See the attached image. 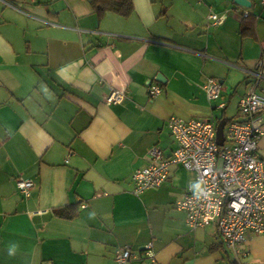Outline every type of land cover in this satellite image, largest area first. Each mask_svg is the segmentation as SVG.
<instances>
[{"label":"crops","instance_id":"obj_1","mask_svg":"<svg viewBox=\"0 0 264 264\" xmlns=\"http://www.w3.org/2000/svg\"><path fill=\"white\" fill-rule=\"evenodd\" d=\"M248 1L133 0L125 17L99 16L90 0H0V264H116L125 247L128 264L237 259L214 225L191 227L176 206L198 189L195 171L173 164L139 195L133 175L153 147H176L171 116L239 118L258 72L264 95V3ZM236 10L255 18V35L240 34ZM212 77L224 86L217 99L205 89ZM113 88L124 93L118 104L105 100ZM19 177L34 181L29 196ZM78 202L77 216L56 213ZM242 249L249 264H264V233Z\"/></svg>","mask_w":264,"mask_h":264},{"label":"built area","instance_id":"obj_2","mask_svg":"<svg viewBox=\"0 0 264 264\" xmlns=\"http://www.w3.org/2000/svg\"><path fill=\"white\" fill-rule=\"evenodd\" d=\"M264 3V0H262ZM241 18L249 16L247 10H236ZM226 15L211 14L214 24H220ZM254 87L239 102L240 117L225 122L224 142L219 144L217 126L213 119L171 116L168 126L176 147L166 155L157 146L149 155V163L137 169L133 175V192L137 195L161 186L170 176L173 164H181L196 172L199 187L189 191L176 203L187 214L191 227L214 225L225 245L237 254L240 264H249L243 258L246 251L242 244L249 235L264 233V150L260 139L264 135V95L257 92L262 77L255 73ZM223 83L210 78L205 89L210 99L220 97ZM150 95L161 92L159 82L149 86ZM124 93L113 88L105 100L118 104ZM220 107L226 103L221 102ZM17 187L26 196L35 183L32 179L16 178ZM146 253L154 258L153 243L146 245ZM130 247L118 251L116 264H128Z\"/></svg>","mask_w":264,"mask_h":264},{"label":"trees","instance_id":"obj_3","mask_svg":"<svg viewBox=\"0 0 264 264\" xmlns=\"http://www.w3.org/2000/svg\"><path fill=\"white\" fill-rule=\"evenodd\" d=\"M90 2L99 16H102L106 11H115L122 16L128 17L134 10L133 0H90ZM254 22L255 18L251 15L243 18L240 34L242 36L255 35ZM81 204L78 202L58 208L56 213L62 217L73 218L78 215ZM231 264H240V262L235 259L232 260Z\"/></svg>","mask_w":264,"mask_h":264},{"label":"water","instance_id":"obj_4","mask_svg":"<svg viewBox=\"0 0 264 264\" xmlns=\"http://www.w3.org/2000/svg\"><path fill=\"white\" fill-rule=\"evenodd\" d=\"M236 3L243 5V6H251L250 1L248 0H236ZM156 79L159 82H166V79L162 73H158ZM224 126H225V123H218V126H217V139L220 145L223 144L224 138H225Z\"/></svg>","mask_w":264,"mask_h":264},{"label":"rangeland","instance_id":"obj_5","mask_svg":"<svg viewBox=\"0 0 264 264\" xmlns=\"http://www.w3.org/2000/svg\"><path fill=\"white\" fill-rule=\"evenodd\" d=\"M213 120H214V122H215L216 124L218 123V119H217V117L214 118ZM230 256H231L232 259H235V258L237 257V254L231 251V252H230Z\"/></svg>","mask_w":264,"mask_h":264},{"label":"clouds","instance_id":"obj_6","mask_svg":"<svg viewBox=\"0 0 264 264\" xmlns=\"http://www.w3.org/2000/svg\"><path fill=\"white\" fill-rule=\"evenodd\" d=\"M15 250H16V247H15V246L11 247V248L9 249L8 254H9V255H14V254H15Z\"/></svg>","mask_w":264,"mask_h":264}]
</instances>
